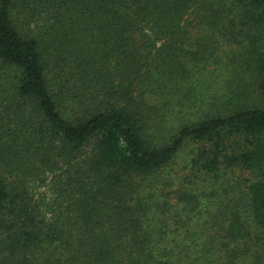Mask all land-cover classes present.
Listing matches in <instances>:
<instances>
[{
  "label": "trees",
  "instance_id": "1",
  "mask_svg": "<svg viewBox=\"0 0 264 264\" xmlns=\"http://www.w3.org/2000/svg\"><path fill=\"white\" fill-rule=\"evenodd\" d=\"M216 1L0 0V264H260L264 0Z\"/></svg>",
  "mask_w": 264,
  "mask_h": 264
},
{
  "label": "rangeland",
  "instance_id": "2",
  "mask_svg": "<svg viewBox=\"0 0 264 264\" xmlns=\"http://www.w3.org/2000/svg\"><path fill=\"white\" fill-rule=\"evenodd\" d=\"M210 1V0H208ZM236 2L237 0H219L215 2V5H217L219 8H225V9H235L236 6ZM193 8H191L187 15H186V19L184 17V22H181V24L187 25L188 28V33L189 36H186L184 38V47L187 48H191V50H194L197 48V44H196V39L200 40L201 38H203V36L207 33H209V28L207 25V20L202 19V15H204L205 11L201 8H199V6H196V4H194ZM182 20V21H183ZM188 21V22H187ZM212 30V28H210ZM221 31H224V29L222 27H220ZM159 44V42H158ZM228 46H220L218 48V50L215 51V54H219L222 58L224 56H226L227 54H229V51L227 50ZM211 79V78H209ZM211 81V80H209ZM212 82V81H211ZM217 86V83H213L212 87ZM211 87V89H212ZM210 89V91H211ZM190 94V93H189ZM203 100V99H202ZM202 100H198L196 101L195 104L193 105H202ZM190 103V102H188ZM191 104V103H190ZM194 109H196V107H194ZM182 115H186V114H179L178 118H180ZM179 120H174L171 122L166 123V127H171L172 126H177L179 124ZM157 138V141H159L160 143L165 140L164 137H160V136H155ZM188 149H185L181 152V154L179 155V157L177 158V165L176 167H178V163L179 166H181L183 164V160L186 159V157H188L190 155L187 153ZM84 155V153H83ZM50 177H44L41 179H34L33 177L31 178V180L26 183V185L28 186V190H29V194L32 196L33 200H39L40 202L43 201L44 204H48V203H52L54 201H61V199L59 198L60 195V185H57L55 180H50ZM65 180V179H64ZM64 187V186H62ZM42 205V204H41ZM260 264H264V257H261L259 259Z\"/></svg>",
  "mask_w": 264,
  "mask_h": 264
}]
</instances>
